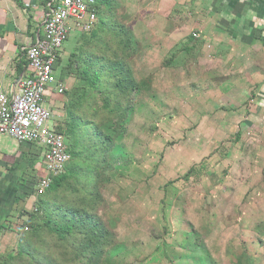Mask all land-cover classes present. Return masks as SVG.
Wrapping results in <instances>:
<instances>
[{
    "label": "rangeland",
    "instance_id": "374dc122",
    "mask_svg": "<svg viewBox=\"0 0 264 264\" xmlns=\"http://www.w3.org/2000/svg\"><path fill=\"white\" fill-rule=\"evenodd\" d=\"M107 1L98 22L131 31L138 52L128 66L140 89L116 142L121 156L98 184L96 214L120 249L102 264H201L207 257L210 264H264V127L245 125L262 82L242 81L264 67L263 50L254 54L256 71L235 50L230 75L241 90L214 102L220 81L200 71L202 42L192 38L199 2ZM254 117L259 122L264 113ZM72 253L70 243L44 232L0 264H77Z\"/></svg>",
    "mask_w": 264,
    "mask_h": 264
},
{
    "label": "trees",
    "instance_id": "16d2710c",
    "mask_svg": "<svg viewBox=\"0 0 264 264\" xmlns=\"http://www.w3.org/2000/svg\"><path fill=\"white\" fill-rule=\"evenodd\" d=\"M94 2L97 20L101 21V8L109 3ZM98 21V32L80 34L61 69V79L72 76L75 81L63 93L64 118L58 127L70 162L60 175L50 177L47 188L35 192L34 209L23 212L26 220L13 250L18 254L44 232L58 242L70 243V261L77 264H102L111 253L120 250L96 214L101 199L98 184L107 180L111 164L121 156L116 142L128 119L132 95L140 89L128 66L129 59L138 52V43L125 26L110 20ZM103 32L106 35L102 36ZM59 66L60 59L55 68ZM191 172L192 169L185 176ZM79 178L83 184L77 188L74 184ZM194 244L199 253L207 255L199 241ZM206 259L201 264L212 262L209 257Z\"/></svg>",
    "mask_w": 264,
    "mask_h": 264
},
{
    "label": "crops",
    "instance_id": "0c3cea01",
    "mask_svg": "<svg viewBox=\"0 0 264 264\" xmlns=\"http://www.w3.org/2000/svg\"><path fill=\"white\" fill-rule=\"evenodd\" d=\"M196 2H199L200 9L194 14V29L198 32V41L202 42L203 47L198 64L204 66L200 69L201 72L214 74V80L220 81L217 86L214 85L215 102L234 92V88L235 92L241 90L240 85L233 82L230 75L235 70L229 66L235 50H244V56L251 57L249 61L255 66V71L260 65L254 54L261 49L264 55V0ZM50 5L55 7L56 2L0 0V94L9 96L17 93L18 82L27 75L24 49L34 45L41 37L43 21ZM79 36L80 33L70 30L60 59L64 53L69 55L74 49ZM208 64L210 67L205 68ZM57 71L65 91L71 88L73 78L66 76L61 79L59 68ZM244 78V83H250V80L251 83L262 82L259 83V90L255 92L253 106L248 108L251 113L250 107H254L255 113L252 118L247 117L245 125L264 127V117L261 122L254 119L256 113H264V67L253 76L245 75ZM62 96L57 95L51 88L44 98L45 107L53 114V127L63 122ZM44 175L40 147L0 136V257L17 247L22 235V225L26 220L22 214L34 209L36 181Z\"/></svg>",
    "mask_w": 264,
    "mask_h": 264
},
{
    "label": "built area",
    "instance_id": "2783aa9c",
    "mask_svg": "<svg viewBox=\"0 0 264 264\" xmlns=\"http://www.w3.org/2000/svg\"><path fill=\"white\" fill-rule=\"evenodd\" d=\"M53 2L56 6H49L41 37L24 49L27 75L18 82L17 93L0 94V136L34 144L42 150L45 175L37 179L35 192L47 188L50 177L60 175L70 162L59 125L53 127V114L44 104L49 89L53 88L59 96L65 92L57 76L56 62L61 58L71 29L87 34L94 30L98 21L94 0ZM192 38L198 39L199 35L192 33Z\"/></svg>",
    "mask_w": 264,
    "mask_h": 264
}]
</instances>
